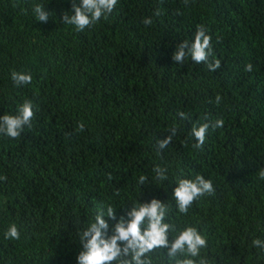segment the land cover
I'll list each match as a JSON object with an SVG mask.
<instances>
[{
	"label": "trees",
	"instance_id": "16d2710c",
	"mask_svg": "<svg viewBox=\"0 0 264 264\" xmlns=\"http://www.w3.org/2000/svg\"><path fill=\"white\" fill-rule=\"evenodd\" d=\"M72 2L0 0V116L25 101L34 113L18 138L0 133V264H78L81 234L99 212L110 236L128 210L153 198L168 207L170 242L188 226L207 240L193 259L264 264L252 243L264 240V0H118L84 31L63 23ZM37 4L48 22L37 20ZM200 25L212 38L210 59L220 61L215 71L172 60ZM14 71L31 83L17 86ZM221 118L195 148L192 129ZM157 165L168 179L156 178ZM197 175L215 192L181 214L173 191ZM13 224L18 240L4 236ZM144 258L174 264L164 248Z\"/></svg>",
	"mask_w": 264,
	"mask_h": 264
},
{
	"label": "clouds",
	"instance_id": "9594fccd",
	"mask_svg": "<svg viewBox=\"0 0 264 264\" xmlns=\"http://www.w3.org/2000/svg\"><path fill=\"white\" fill-rule=\"evenodd\" d=\"M118 0H80L79 5L73 0L71 4L72 12L62 14L63 23L75 26L77 31H84L89 26L95 24L101 18L110 15ZM34 14L38 21L46 23L49 20L50 12L44 6L35 5ZM143 23L150 25L152 20L144 18ZM212 38L208 34L205 26L197 27L195 36L191 44L182 41L172 55V60L178 64H183L187 58H191L194 63H206L210 71L220 68L218 59H210L212 56ZM252 65L246 64L245 71L251 72ZM11 79L17 86L29 84L32 76L27 73L12 72ZM221 97L217 96L215 102L218 104ZM33 108L31 101H25L17 109L16 115L0 116V133L16 139L27 127H31L33 118ZM181 119L189 117L184 112L178 113ZM224 124L223 119L207 121L192 129V135L196 139L195 148L204 145L206 134L210 127L220 128ZM78 130L83 131L84 125H78ZM176 128L169 129V135L158 141L157 147L164 149L171 142L172 136L176 134ZM156 178L164 181L168 179L167 169L157 165L154 168ZM258 177L264 180V170H260ZM0 179H6L0 177ZM146 177L140 176L139 183L144 184ZM215 189L211 180L197 175L194 180L181 179L173 191L176 206L181 214H186L193 202L202 196L213 194ZM168 214V207L158 199H151L150 202L142 203L139 207H133L127 211V220L121 218L112 229V235L106 236L109 225L103 218V211L99 212L95 222L91 223L81 234V244L83 250L78 254V264H112L113 261H120V264H149L144 257L156 248L167 249V255L174 260V264H209L208 259L201 257L198 261L193 259L200 257L201 249L207 247V240L195 227H185L179 231L174 239L169 241V232L175 231V226L166 223L165 217ZM107 217L114 218V209L107 208ZM146 224V227H143ZM6 239L20 238V232L16 225H10L4 233ZM253 246L264 251V240L259 238L253 240ZM187 254L188 258H178ZM131 256V259H121Z\"/></svg>",
	"mask_w": 264,
	"mask_h": 264
}]
</instances>
